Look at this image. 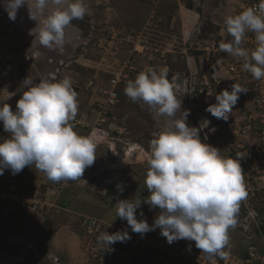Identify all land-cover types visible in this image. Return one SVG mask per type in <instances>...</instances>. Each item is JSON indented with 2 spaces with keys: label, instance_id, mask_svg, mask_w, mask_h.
I'll list each match as a JSON object with an SVG mask.
<instances>
[{
  "label": "rangeland",
  "instance_id": "obj_1",
  "mask_svg": "<svg viewBox=\"0 0 264 264\" xmlns=\"http://www.w3.org/2000/svg\"><path fill=\"white\" fill-rule=\"evenodd\" d=\"M248 1L84 0L88 14L83 19L73 20L66 29V43L61 51L43 47L38 36L31 34L37 32L36 21L29 19L26 5L18 9L13 21L0 0V104L6 102L16 109L25 90L22 81L27 76L34 82L52 74L57 79L67 76L78 100L77 115L70 123L78 134L93 137L97 142L94 164L85 169L82 178L70 180L61 187L52 186L34 165L26 166L18 174L5 169V177L4 173L0 175V185L4 187L13 184L24 191H40L49 204L64 206L56 211L45 205L44 211L37 214L18 208L11 218L0 217V264H114V260L118 261L115 252L118 245L115 244L110 255L102 260L88 255L85 217L100 219L102 232L130 228L126 220L116 217V203L121 199H141L137 219L155 218L159 209L143 203L149 195L145 185L149 141L164 129L166 121L182 119L183 110L189 113L186 120L189 126L203 127L206 133L204 136L201 128L203 142L218 148L225 158L235 157L227 151L232 142L230 127L223 126L230 119H217L207 112L209 105L199 103L202 100L199 90L204 86L201 81L209 85L214 79L217 83L211 90L215 94L224 89L231 91L233 83L247 89L254 84L253 81L243 83L238 77L242 60L219 49L222 41L231 39L224 31V17L238 13ZM244 47H255L253 33L247 34ZM36 52L40 53L38 57L34 55ZM237 62H240L237 71L228 69ZM163 67L168 69V79L175 78L181 85L177 97L182 99V109L172 118H154L147 105L132 102L124 92L127 83L141 71H159ZM115 72L125 74L126 78L122 77L124 80L119 86V102L102 122L105 131L98 135L96 128L100 125L96 119L100 114L97 95L92 89L95 84L109 86L103 85V81ZM224 76L231 79L222 78ZM220 125L223 127L219 128ZM6 136L8 133L0 122V139ZM241 167L244 174L245 165ZM117 185H122L123 191ZM247 197L251 201L243 200L240 206L249 202L264 223V188ZM240 225L238 220L229 230L230 241L225 253L243 256L251 244L264 251L261 234L256 232L249 239L243 235L245 232ZM145 237L157 248L175 251L185 252L192 248L190 243L195 245L194 241L183 239L169 244L159 228L145 233ZM135 264L153 262L143 258Z\"/></svg>",
  "mask_w": 264,
  "mask_h": 264
},
{
  "label": "clouds",
  "instance_id": "obj_2",
  "mask_svg": "<svg viewBox=\"0 0 264 264\" xmlns=\"http://www.w3.org/2000/svg\"><path fill=\"white\" fill-rule=\"evenodd\" d=\"M25 5L29 19L36 21L37 32L31 34L38 36L43 47L61 51L66 43V29L73 20L83 19L89 11L84 0H3L8 17L13 21L18 9ZM223 24L231 39L219 44L220 51L240 58L243 70L256 80H264V0L234 15H226ZM249 32L254 34L252 49L244 47ZM34 55L38 57L40 53ZM122 83L117 85L120 96ZM22 85L25 90L15 110L6 102L0 104V122L8 133L0 139V175L5 169L18 174L26 166L34 165L50 182L82 178L85 169L97 158V142L93 137L78 134L70 123L78 112L77 92L71 79L67 76L57 79L52 74L34 82L27 76ZM180 88L175 78L168 79V69L163 67L159 71H141L127 83L124 92L132 102L147 105L154 118H172L182 109V99L177 97ZM92 90L96 95V88ZM247 91L233 83L231 91L224 89L216 93V102L205 110L217 119L228 121L240 94L245 96ZM188 114L183 110L182 119L166 121L164 129L149 141V170L145 178L149 195L143 203L159 209L153 223L137 219L141 199L119 200L116 217L126 220L134 233L143 235L159 228L169 244L181 239L194 241L195 247L208 256L225 257L229 230L237 225L241 202L248 196L241 157L237 154L235 159L225 158L218 148L203 142L201 128L187 124ZM117 187L123 191L122 185ZM44 198L47 202L46 195ZM48 206L56 211L64 209V206L47 202ZM129 239L127 230L104 231L98 235L97 242L103 250L113 251L112 245ZM87 242L86 236L85 249ZM108 255L110 253L103 254L100 259Z\"/></svg>",
  "mask_w": 264,
  "mask_h": 264
},
{
  "label": "built area",
  "instance_id": "obj_3",
  "mask_svg": "<svg viewBox=\"0 0 264 264\" xmlns=\"http://www.w3.org/2000/svg\"><path fill=\"white\" fill-rule=\"evenodd\" d=\"M258 3L259 0H249L246 3V7H252ZM114 36L115 33L113 31L111 38L113 39ZM239 63L231 64L228 69L237 71ZM122 75L121 72H115L114 75L109 77L107 82L103 81V85L105 83L109 84L107 87H97V84L95 85L96 98L98 99L97 112L100 114V117L96 119V123L100 125V127L96 128L98 135L105 131L102 129V122H105L107 116L112 111L111 108L120 100L117 85L126 78L125 74ZM238 75L243 83L253 81L254 84L248 88L245 96L238 99L236 105L233 107L232 114L229 116L230 122L224 123L225 125L223 126L230 127L229 135L232 142L227 146L228 154L234 155V159L237 158V154L240 155V163L245 165L246 168V172L243 174L244 184L248 195L252 196L255 192L264 188V80H256L252 77L251 73L245 72L242 69L239 70ZM216 83L215 79L214 81L210 80L209 85L201 81V84L204 86L199 90V98H202L199 103L202 106L216 102V94L211 90L214 89ZM208 93H212V95L210 96ZM223 126L220 125L219 128ZM201 128L203 135L206 136L202 126ZM227 131L228 129L225 128V132ZM67 182L51 181V185L57 188ZM245 200L250 199L247 197ZM45 205H47V202L45 201L44 193L40 191H24L13 184L10 187H4V184L0 185L1 218L9 217L18 208H23L26 213L37 214L44 211ZM243 205L239 209V223L245 232L243 235L252 239L257 232L261 234L264 242V223L260 219L259 212L249 202ZM244 213H247V215L244 216ZM146 220L151 225L154 218H147ZM102 227L103 223L97 217L88 216L84 220V231L88 237L86 250L95 258H101L103 254L110 252L103 250V247L97 242L98 235L102 233ZM118 230H127L131 239L115 243V245H118V250H115L118 261L114 260V264H135L138 259L141 260L143 258L150 259L153 264H264V251H261L255 244L249 245L247 252L243 256L228 252L225 257L218 258L216 256L210 257L201 252L192 243H190V246L193 249L184 250L185 252L181 250H169L166 247L157 248L152 244L150 239H146L145 234L134 233L131 231V228L117 229L116 231Z\"/></svg>",
  "mask_w": 264,
  "mask_h": 264
},
{
  "label": "trees",
  "instance_id": "obj_4",
  "mask_svg": "<svg viewBox=\"0 0 264 264\" xmlns=\"http://www.w3.org/2000/svg\"><path fill=\"white\" fill-rule=\"evenodd\" d=\"M253 195H255V194H253ZM253 195H252V196H253ZM252 196H251V197H252ZM249 199L251 200V198H249ZM243 206H244V205H243ZM10 218H11V216H10ZM239 218H240V216H239V213H238V217H237V219H239ZM263 228H264V226H263Z\"/></svg>",
  "mask_w": 264,
  "mask_h": 264
}]
</instances>
